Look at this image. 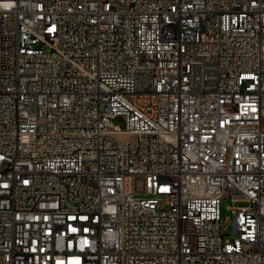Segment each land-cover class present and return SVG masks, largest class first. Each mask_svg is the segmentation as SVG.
Masks as SVG:
<instances>
[{
    "label": "built area",
    "instance_id": "2783aa9c",
    "mask_svg": "<svg viewBox=\"0 0 264 264\" xmlns=\"http://www.w3.org/2000/svg\"><path fill=\"white\" fill-rule=\"evenodd\" d=\"M0 264H264V0H0Z\"/></svg>",
    "mask_w": 264,
    "mask_h": 264
},
{
    "label": "rangeland",
    "instance_id": "374dc122",
    "mask_svg": "<svg viewBox=\"0 0 264 264\" xmlns=\"http://www.w3.org/2000/svg\"><path fill=\"white\" fill-rule=\"evenodd\" d=\"M115 124L124 127L125 126V119L122 116H118L114 120ZM248 205V201L246 200H237L234 201L231 197H224L221 202V223H222V231L229 232L230 229L224 230L226 226H229V221L232 215V211L230 207L233 206H246ZM230 234H227L225 237H229Z\"/></svg>",
    "mask_w": 264,
    "mask_h": 264
}]
</instances>
